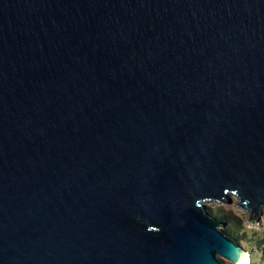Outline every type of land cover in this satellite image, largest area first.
Returning <instances> with one entry per match:
<instances>
[{"label":"water","instance_id":"obj_1","mask_svg":"<svg viewBox=\"0 0 264 264\" xmlns=\"http://www.w3.org/2000/svg\"><path fill=\"white\" fill-rule=\"evenodd\" d=\"M233 198L264 213V0H0V264H245Z\"/></svg>","mask_w":264,"mask_h":264},{"label":"rangeland","instance_id":"obj_2","mask_svg":"<svg viewBox=\"0 0 264 264\" xmlns=\"http://www.w3.org/2000/svg\"><path fill=\"white\" fill-rule=\"evenodd\" d=\"M235 204L236 200L233 198L231 204L207 203L205 206L206 211L212 217L225 224L222 229L230 231L233 235L237 236L235 240L244 250L251 253V264H264V213L259 219L249 221V214L240 211ZM246 230L249 231L248 234H244ZM243 239L248 240V246L246 243L240 241ZM251 239H253V242ZM248 255L250 264V254Z\"/></svg>","mask_w":264,"mask_h":264},{"label":"trees","instance_id":"obj_3","mask_svg":"<svg viewBox=\"0 0 264 264\" xmlns=\"http://www.w3.org/2000/svg\"><path fill=\"white\" fill-rule=\"evenodd\" d=\"M224 232L226 233V234H228L230 237H232L233 239H237V236H235V235H233L230 231H227V230H224ZM249 233V231L248 230H246V231H244V234H248ZM250 235V234H249ZM248 235V236H249ZM250 237H251V235H250ZM244 240V241H243ZM243 240H240L241 242H244V243H246L247 244V246H248V240H246V239H243ZM251 241L253 242V239H251ZM250 246V245H249ZM252 247V246H251ZM252 249H253V247H252ZM254 250H255V248H254ZM248 254H250V264H251V262H252V256H251V253H248Z\"/></svg>","mask_w":264,"mask_h":264},{"label":"bare ground","instance_id":"obj_4","mask_svg":"<svg viewBox=\"0 0 264 264\" xmlns=\"http://www.w3.org/2000/svg\"><path fill=\"white\" fill-rule=\"evenodd\" d=\"M246 256H247V259H246L245 264H249V255H248V253L246 254Z\"/></svg>","mask_w":264,"mask_h":264}]
</instances>
